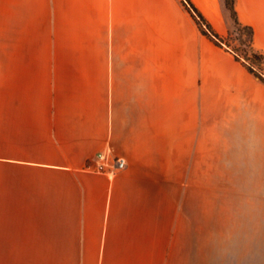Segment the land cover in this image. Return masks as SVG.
Listing matches in <instances>:
<instances>
[{
    "label": "crops",
    "instance_id": "0c3cea01",
    "mask_svg": "<svg viewBox=\"0 0 264 264\" xmlns=\"http://www.w3.org/2000/svg\"><path fill=\"white\" fill-rule=\"evenodd\" d=\"M0 264H264V83L181 0H0Z\"/></svg>",
    "mask_w": 264,
    "mask_h": 264
},
{
    "label": "trees",
    "instance_id": "16d2710c",
    "mask_svg": "<svg viewBox=\"0 0 264 264\" xmlns=\"http://www.w3.org/2000/svg\"><path fill=\"white\" fill-rule=\"evenodd\" d=\"M181 3L195 20L203 35L213 40L219 47L230 52L250 74L264 83V54L254 46L253 28L240 23L235 10V0H224L225 8L229 12L232 21V28L226 36L215 33L211 25L190 0H181ZM233 37L242 47L241 49L231 47L230 43Z\"/></svg>",
    "mask_w": 264,
    "mask_h": 264
},
{
    "label": "built area",
    "instance_id": "2783aa9c",
    "mask_svg": "<svg viewBox=\"0 0 264 264\" xmlns=\"http://www.w3.org/2000/svg\"><path fill=\"white\" fill-rule=\"evenodd\" d=\"M97 159L101 161V163L98 164L94 170L99 173L113 174L117 171L125 169L126 167V163L122 158L106 160L103 154H98Z\"/></svg>",
    "mask_w": 264,
    "mask_h": 264
},
{
    "label": "rangeland",
    "instance_id": "374dc122",
    "mask_svg": "<svg viewBox=\"0 0 264 264\" xmlns=\"http://www.w3.org/2000/svg\"><path fill=\"white\" fill-rule=\"evenodd\" d=\"M231 47L233 48H237V49H241L242 47L239 45V43L236 41L235 37H233L231 43H230Z\"/></svg>",
    "mask_w": 264,
    "mask_h": 264
}]
</instances>
